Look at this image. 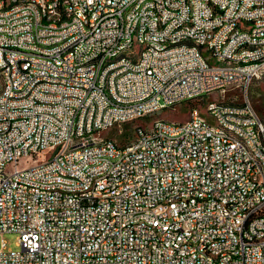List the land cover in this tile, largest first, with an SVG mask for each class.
I'll list each match as a JSON object with an SVG mask.
<instances>
[{"label":"built area","instance_id":"obj_1","mask_svg":"<svg viewBox=\"0 0 264 264\" xmlns=\"http://www.w3.org/2000/svg\"><path fill=\"white\" fill-rule=\"evenodd\" d=\"M134 30L151 39L140 49L145 62L132 53L105 64L129 52ZM180 36L204 42L209 58L182 47ZM57 38L69 45L35 48ZM238 42L254 50L240 52ZM252 76H264V0H0V166L17 164L0 177V235L18 234L20 248L2 243L0 264H264V119L248 101L206 100L210 124L195 108L192 123H157L132 150L110 139L96 147L102 128L153 107L176 109L200 92L247 93ZM48 152L49 171L19 168ZM97 190L112 201L96 200Z\"/></svg>","mask_w":264,"mask_h":264},{"label":"bare ground","instance_id":"obj_2","mask_svg":"<svg viewBox=\"0 0 264 264\" xmlns=\"http://www.w3.org/2000/svg\"><path fill=\"white\" fill-rule=\"evenodd\" d=\"M180 28H189V21H180ZM243 32H252V24H243ZM229 35H237V27L229 28ZM180 43L182 47L193 48L197 50V54L200 58H209V51L204 46V42L197 40L195 37L180 36ZM69 45V38H57L56 44H53L52 41L46 40H35V48L40 50H50L59 51V46ZM151 46L150 38L142 39V31L134 30V35L130 38L128 42V51L124 53H113L105 57V64H119L122 60H131L132 53H136V63H144L146 57V50H140L141 47ZM161 46H170V39H161ZM171 49H179V42H171ZM204 50L208 53V56H204ZM238 50L240 52H250L254 50L253 42H238ZM6 51H18L17 43H7ZM25 56H32V49H25ZM215 67H222V60H215ZM260 78V76H252V82L255 79ZM220 95V101L216 102L218 107H230L231 104L226 103L224 98V93H217ZM0 95H2V87H0ZM105 95H112V88H105ZM210 92H200L199 96H185L183 102H180L179 105L190 103V102H204L206 97L211 96ZM196 112L199 117H201V124H210V108L207 104L204 106L205 115H201L200 108L194 107L190 111V119L184 123H176L170 121H156L154 126L151 128H137L135 130V139L121 145V151H128L138 147L140 143V133L142 135H152V132L155 131L157 123L166 122L171 125H188L192 123ZM169 108L164 107H153L152 109L147 110V116L154 112L161 110H166ZM143 117H128V122H123V125L129 123L132 120L139 119ZM213 127L216 129H226V122L223 120H213ZM110 132L109 128H102L100 133L96 138V147H104L110 140H117L110 138L105 135L106 132ZM71 139L79 140V131L71 130ZM235 142H243V135H235ZM67 156V149H58V159H65ZM106 162L109 164H116L115 155H106ZM14 168V169H13ZM37 171H49L48 163H41L37 165ZM17 164H9L8 167L0 166V177H10L16 174ZM96 200L100 201H112V193H107L104 190H97ZM169 207H178V200H169ZM206 258L208 259H218V251L208 250L206 251Z\"/></svg>","mask_w":264,"mask_h":264},{"label":"rangeland","instance_id":"obj_3","mask_svg":"<svg viewBox=\"0 0 264 264\" xmlns=\"http://www.w3.org/2000/svg\"><path fill=\"white\" fill-rule=\"evenodd\" d=\"M204 56H208V53L204 50ZM208 101H220L219 94H213L206 97ZM244 101H248L256 113L264 119V76L255 79L248 88L247 93L240 90H230L226 94L225 102L229 104L242 105ZM205 102H190L179 105L176 109H166L149 114L146 118H139L124 124L121 128L113 129L105 133L110 138L117 139L118 142L123 145L133 139H135V130L137 128H149L153 127L156 121H170L176 123H184L190 119V111L194 107L200 108V114L205 115L204 111ZM54 152H48L45 155L40 156L32 155L28 159H23L20 162L19 168H31L37 166L45 161L50 160L53 157ZM14 169V168H13ZM2 243L5 244L6 251H19V235L18 234H4L0 235V248Z\"/></svg>","mask_w":264,"mask_h":264}]
</instances>
